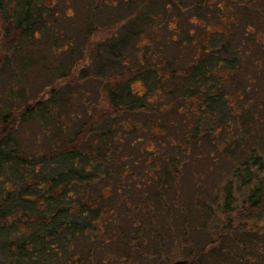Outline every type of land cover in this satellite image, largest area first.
<instances>
[{
	"label": "rangeland",
	"instance_id": "obj_1",
	"mask_svg": "<svg viewBox=\"0 0 264 264\" xmlns=\"http://www.w3.org/2000/svg\"><path fill=\"white\" fill-rule=\"evenodd\" d=\"M27 1L37 4L42 2V0H21L19 3ZM201 1L203 0H150L145 5V11L143 8V11L141 9L139 12H141L140 15L147 14V22H151V17L153 20L151 26L148 24L141 26L143 34L137 41L138 46L144 52L150 38L151 49L154 48L158 52L157 59L163 57L165 52L168 60L166 63H168L177 57V46H179L177 44L181 41L186 42L184 54L178 66L179 68L181 66L184 75H188L189 72L183 69L192 67L191 55L195 56V51L189 44L190 39L202 40L207 50L216 49L219 46V35L216 30L221 33H230L231 30L232 47L237 46V53H240L236 57L241 60L240 68L243 77L236 73L237 82L235 78L225 82L219 91L216 90L217 92L208 86V83L213 82L210 77L208 79L211 82H204V85H195L196 82L192 85L188 83V88L187 83L183 84V82H189L191 79H183L182 75L170 76L171 78L166 82L163 74L159 75L149 66L151 64L149 55L144 60L146 63L140 66L137 56L141 50L136 43L130 44L123 50L125 65L134 67L137 72L135 71V74L126 72L121 77L113 78L109 84L119 85L129 77L130 91L144 96L150 102L149 105L156 106L162 111L177 106L179 100L176 99L178 97L176 90L178 88L179 91H183V87L186 86L190 96L184 99L183 108L179 111L169 110L170 112L166 113V119L172 123V126L176 123L177 126L184 127V131L187 135H192L194 141L187 152L189 155L183 157V162L178 167L177 177L167 174V172L173 174V166L165 162H162L163 169L159 171L162 175L156 172L153 162L145 166L139 163L136 166L138 173L141 174L145 170L151 174L142 177L143 179L136 184L115 187L118 196L133 193L137 206L146 208L150 218L146 226L141 227L138 233L134 226H124L126 239L130 236H139L142 240L141 250L133 244L129 254L128 242H125L121 246L126 255L119 254L120 249L116 242L123 243V238L120 237L117 240L114 236L112 247L105 253H98L103 260L112 259L116 255L127 256L125 260H114L110 264H161L164 261L168 264L183 262L195 264L192 258L196 257L202 248H207L209 253L213 251L218 253V259L221 261L219 264H223L224 261L236 264L243 253L237 240H247L246 251L257 253L255 244L249 242V238L255 235V228L260 230L259 235L256 236L264 250V219L258 216V210L249 218L244 219L238 216V211L241 210L240 204L249 202L251 188L256 186L257 181L253 179L251 180L253 182L248 184L232 173L236 166H241L248 159L250 154L248 148H251L252 144H260L264 148V111H260L264 107V47H261L264 45V0H207L211 3L206 2L204 7ZM145 2L146 0H46L45 5L48 7L45 11L52 9L57 14L55 18L52 17L56 21L51 24L52 31L56 34L55 38H51L49 36L51 32H46L47 30L40 31L37 36L33 34L35 39L18 40L21 45L31 43L35 46L34 48L22 47L5 55L4 52L10 47L9 43L12 39L11 27L17 25L16 21L11 25L6 16L12 14L17 20L21 15L13 0H0V6L4 8V13L0 10V125L2 117L8 112L17 115L26 106L34 107V102L40 97H47L52 84H57L58 90H61L64 86L74 83L69 78H61L62 72L67 74L75 69L76 74L71 77L74 80L87 72H94L98 65L92 66L89 61L93 46L106 42L110 35H114L116 28L126 23L128 19L118 20L117 13H122L125 9V16L126 12L128 17L134 16L135 13L132 14V12L139 10ZM235 16L239 22L237 26L233 22ZM110 17L112 18L109 20ZM140 19L141 16L136 18L137 21ZM116 21L118 25L114 26ZM134 23L138 24L136 21ZM157 23L161 26H157ZM87 24L91 25L89 29H86ZM109 25L113 26L110 30L107 29ZM228 25L231 28L227 29ZM251 28L254 29L253 33ZM80 29L84 30V33H89L88 41L81 37ZM250 36L257 37V45L248 39ZM154 38L156 40L153 42ZM75 45L79 46V49L75 56H70L73 48H76ZM192 45L198 51L203 49V46ZM102 57L105 71L110 65L107 62V56ZM213 57L217 58L216 54ZM53 62L58 63L56 65L62 64L60 71H57L58 67H54L52 71L55 74L54 79L47 76L45 72L53 65ZM153 63L155 66L156 62ZM171 65L174 67L175 64ZM214 71L216 77L224 75L220 69ZM160 81H163L164 85L176 88V92L172 91V93L175 92L174 96L166 93L162 103L156 101L154 92L156 84ZM101 83L94 77H89L85 82H81L79 88L82 93L85 91L90 93V104L94 102L97 107H107L108 99L105 98V89H100ZM165 91H170V88H166ZM212 91L221 95V97L215 95V99L221 102L226 101L231 112L224 113L223 106L219 102L209 101L213 115L206 119L201 112V107L205 108V100L208 99L206 93L212 94ZM193 92L194 95H192ZM243 107L246 109L243 110ZM184 115L186 120L183 118ZM148 116L150 113L136 112L130 116L129 120L140 124ZM234 117L237 119L235 120ZM199 122L201 128L199 132H196L195 126ZM34 129L30 134L34 135ZM37 131L36 129L35 132ZM165 131L166 133L155 129L151 137L145 136L146 139L141 142L140 149L148 152L156 151L158 158L161 159L163 155L168 158L173 156L175 151L184 153L186 145L182 142H174L176 138L184 136L183 129L176 133L168 127ZM231 132L234 133L233 136ZM38 134H40L39 131ZM194 134L196 135L193 137ZM156 136L166 137L165 140H160L156 144L152 141ZM226 139L228 141H225ZM25 143L28 147H33L34 144L31 139ZM255 155H261L264 158V149L261 150L258 147ZM158 176L166 185H157ZM160 192L163 194L159 195L158 199L153 198L155 193ZM106 195L112 197L110 192H106ZM148 198L151 200L148 201ZM114 229L115 227L112 226L108 230L112 233ZM158 238L162 247L152 245L158 242ZM153 249L162 250L163 254L156 255L157 253L151 252ZM189 250H192L191 255ZM137 251L141 253L137 254ZM216 253H212L210 257H202V264L211 263L210 258L215 257Z\"/></svg>",
	"mask_w": 264,
	"mask_h": 264
},
{
	"label": "trees",
	"instance_id": "obj_2",
	"mask_svg": "<svg viewBox=\"0 0 264 264\" xmlns=\"http://www.w3.org/2000/svg\"><path fill=\"white\" fill-rule=\"evenodd\" d=\"M13 1L21 16L17 20L12 14L6 16L11 25L14 24V21L17 25L11 27L12 39L9 43L10 47L4 52L5 55L22 47L34 48L35 46H32L31 43L21 45L18 40L22 38L35 39L33 34L37 36L40 31L47 30L46 32H51L49 36L55 38L56 34L52 31L51 24L56 21L52 17L55 18L57 14L52 9L45 11L47 7L43 0L39 4L29 1L19 3L21 0ZM149 2L150 0H146L139 10L132 12V14L135 13L134 16L128 17L127 12L125 16V9L122 13H117L118 20L120 18L128 19L126 23H122L116 28L114 35H110L106 42L93 46L89 61L92 66L98 65L94 72H87L75 80L71 79L76 74L75 69L67 74L62 72L61 78H69L74 83L64 86L61 90H58L57 84H52L49 95L37 99L34 102V107L26 106L17 115L8 112L2 117L0 125V264H110L114 260L127 259V256L117 255L112 259L105 260L100 257L101 253H105L112 247L114 236L117 240L120 237L123 238V243L116 242L120 249L119 254L126 255L123 246H121L125 242H128L129 254H131L130 248L133 244L139 249L142 248V240L139 239V236H130L127 238L128 240L126 239L124 226H134L138 233L141 227L146 226L150 216L146 212V208L137 206L133 193L118 196L115 187L123 184L129 186L136 184L143 179L142 177L151 174L145 170L141 174L138 173L136 166L139 163L145 166L149 162H153L156 172H159L163 169L162 162H165L173 166V174L169 172L167 174L177 177L179 175L178 167L181 166L183 157L189 155L187 152L194 139L192 135H187L184 127L181 128L176 123L172 126V123L166 119V113L169 110L179 111L183 108L184 99L190 96V91L187 89V87L189 88L188 83L192 85L193 82H196L195 85H204V82H211L208 79L210 77L214 83H208L209 88L219 91L225 82H230L234 78L237 82L236 73L243 77L240 68L241 60L236 57L240 53H237V46L232 47L231 30L230 33H221L216 30L219 35V46L216 49L211 48V50L206 49L202 40L189 38V44L195 51V56L191 55L192 67L183 69V71L189 72L188 75H184L181 66L180 68L178 66L179 60L184 54L186 42L181 41L177 44L179 45L177 46V57L168 63H166L168 60L165 52L163 57L157 59L158 52L154 48L151 49L150 38L147 50L145 49L143 52L137 44L143 34L141 26L143 24L151 26L153 18L151 17V22H147V14L140 15L139 11L141 9L143 11V8L145 11V5ZM206 2L211 3L203 0L201 1L203 7ZM96 6L98 7V5ZM0 10L4 13L3 7L0 6ZM139 16L141 19L137 21L136 18ZM234 19V25L237 26L239 22L236 16ZM135 21L139 25H136ZM115 24L118 25L117 21L113 25L115 26ZM89 25L87 24L86 29H89L91 26ZM156 25L161 26L160 23ZM112 28L113 26L109 25L107 29ZM228 28L231 26L228 25ZM80 30L81 37L88 41L89 33ZM250 30L252 33L254 32V29ZM59 35L62 36V34ZM248 39L252 40L254 44H258L257 37L250 36ZM155 40L156 38L153 42ZM133 43H136V46L141 50L139 53L141 57L133 53L138 57L140 66L146 63L144 60L149 55L151 58L149 66L154 68L159 75L163 74L166 82L171 78L170 76L177 75H182L183 79H191L189 82H183V84L187 83V87H183V91H179L177 88L178 97L176 99L179 102L176 107L162 111L156 106L149 105L150 102L144 96L130 91L129 77L119 85L111 86L109 84L113 78L121 77L126 72L133 74L135 71L137 72L134 67L125 65L123 61V50ZM69 44L71 45V43ZM192 44L203 46V49L198 51ZM75 47L70 56L76 55L79 46L75 45ZM51 49L53 48L51 47ZM214 54L217 58L213 57ZM103 55L107 56V62L110 65L109 68L106 67L105 71L102 62ZM154 61L156 62L155 66ZM8 63L10 62L8 61ZM172 63L175 64L174 67L171 65ZM56 64L58 63L53 62V65L45 70L46 75L53 79L54 67H58L57 71H60L62 66L61 63ZM218 69L223 72V76H215L214 70ZM89 77H94L95 80L102 82L100 89H105V98L108 99L107 107H97L94 102L90 104V93L80 91L79 85ZM160 82L154 88L158 103H162V98L166 93H171L174 96L176 92V88L164 85L163 81ZM165 87H169L170 91L166 92ZM172 91L175 92L172 93ZM215 91H212V94L206 93L208 99L205 100V108L200 106L206 119L213 113L209 101L219 102L223 106L224 113L231 112L226 101L221 102L215 99V95H219ZM219 96L221 97V95ZM82 99L83 101H81ZM244 109L246 108L243 107ZM260 111H264V107ZM136 112L150 113V116L146 117L142 123L135 124L129 118ZM183 118L186 120V115ZM234 119L237 118L234 117ZM196 124V132H199L201 123ZM168 127H171L176 133L183 129L184 136L176 138L174 142H182L186 145L184 153L175 151L173 156L168 158L163 155L161 159L158 158L156 151L148 152L140 149L141 142L146 139L145 136L151 137L155 129L166 133L165 129ZM34 128L40 134L38 131L35 132ZM33 129L34 135L30 134ZM233 134L231 132V136ZM165 137L158 138L156 136L152 141L157 144L158 141L165 140ZM28 139L33 141V147L25 146ZM250 147L248 148L250 152L248 159L241 166H236L232 170L236 178L248 184H251L253 179L257 181L256 186L251 188L249 202L240 204L241 210L238 211V216L244 219L249 218L253 212L258 210V216H262L264 219V158L261 155H255L258 147L261 150L264 148L260 144H252ZM177 153L180 155L177 156ZM159 173L162 175L161 172ZM159 177L157 185H166ZM106 192H110L112 197L107 196ZM162 194V192L155 193L153 198L158 199ZM112 226L115 229L110 233L108 229ZM259 231L255 228V235L251 236V239L249 238V242L257 247V253L246 251L247 240H237L243 253L236 264H264V250L261 247V241H258L256 236L259 235ZM159 239L157 243L152 244L154 247L163 246ZM151 252L157 253L156 255L163 254L162 250L158 249H153ZM140 253L137 251V254ZM191 253L192 250H189V255ZM212 253L216 252L209 253L207 248H202L199 254L197 253V256L192 258V261L195 264H202V257H210ZM210 259L212 262L209 264L221 262L218 259V253ZM223 260L225 259L223 258ZM161 264L168 263L164 261ZM223 264H229V261H224Z\"/></svg>",
	"mask_w": 264,
	"mask_h": 264
},
{
	"label": "flooded vegetation",
	"instance_id": "obj_3",
	"mask_svg": "<svg viewBox=\"0 0 264 264\" xmlns=\"http://www.w3.org/2000/svg\"><path fill=\"white\" fill-rule=\"evenodd\" d=\"M45 1H46V0H43V2H44V5H45ZM124 2H126V1H124ZM45 7H48V6H46V5H45ZM182 264H186V263H185V262H183Z\"/></svg>",
	"mask_w": 264,
	"mask_h": 264
},
{
	"label": "water",
	"instance_id": "obj_4",
	"mask_svg": "<svg viewBox=\"0 0 264 264\" xmlns=\"http://www.w3.org/2000/svg\"><path fill=\"white\" fill-rule=\"evenodd\" d=\"M176 264H180V263H176Z\"/></svg>",
	"mask_w": 264,
	"mask_h": 264
}]
</instances>
